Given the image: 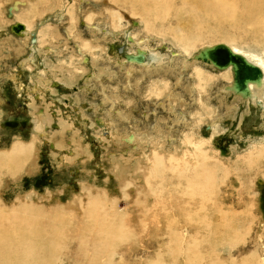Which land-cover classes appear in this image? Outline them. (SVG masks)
I'll return each mask as SVG.
<instances>
[{
  "label": "rangeland",
  "instance_id": "374dc122",
  "mask_svg": "<svg viewBox=\"0 0 264 264\" xmlns=\"http://www.w3.org/2000/svg\"><path fill=\"white\" fill-rule=\"evenodd\" d=\"M22 1L10 17L15 1L0 0V155L18 142L38 143L21 168L0 160V251L8 253L0 264H19L17 255L30 264H264V96L256 105L240 101L221 93L233 79L229 70L180 65L181 55L191 63L217 43L264 57L257 43L264 38H241L250 26L237 31L214 10L226 2L238 15L252 0H162L170 15L157 18L133 0ZM15 19L40 36L38 66L26 63L34 51L10 32ZM178 29L192 39L188 53L172 34ZM145 30L156 75L125 89L127 67L118 64L135 53L126 36ZM41 71L56 74V85H45ZM102 87L114 108L103 102ZM24 119L26 128L6 125ZM132 135L140 138L135 145L125 140ZM174 144L182 145L181 165L171 162ZM156 157L163 161L157 167Z\"/></svg>",
  "mask_w": 264,
  "mask_h": 264
},
{
  "label": "bare ground",
  "instance_id": "6f19581e",
  "mask_svg": "<svg viewBox=\"0 0 264 264\" xmlns=\"http://www.w3.org/2000/svg\"><path fill=\"white\" fill-rule=\"evenodd\" d=\"M15 1V4L14 5H12L13 7H11L9 10H10V17H16V15L18 14L17 12L20 10V8H21V6L23 7V6H25L26 5V2L25 1H16V0H14ZM79 1V0H78ZM77 1V2H78ZM85 1V0H84ZM86 1H89V0H86ZM113 2H115V3H118V2H120V3H122V1L123 2H126V0H112ZM134 2H135V4L134 5H137L138 7H139V10L141 11V12H143V13H153V14H155V15H153L154 17H156V16H159V15H170V10H171V6L170 5H165V4H163L162 3V0H133ZM183 1H188V2H193V3H198L199 2V0H183ZM86 3V2H85ZM77 4V3H76ZM80 5V4H79ZM81 6H82V4H81ZM24 8V7H23ZM22 9V8H21ZM33 9V8H32ZM81 9V8H80ZM244 9H245V13H244V11H242L240 14H238L237 15V12H236V10L234 9V10H230L229 9V6H228V4L226 3V2H223V3H220V4H218L215 8H214V10L216 11V13L217 14H219V20L218 21H221L222 23H224V24H228L230 27L232 26V28H234V29H238L237 31H239V30H243V29H248V26H250V28L248 29V31H249V33L248 32H245V31H240L243 35H241L240 37L241 38H244V37H246V36H251V37H253L254 39H255V41H257V38H264V0H252V4H248V1H246V3H244ZM33 10H35V8L33 9ZM76 10V9H75ZM79 10V9H78ZM22 11V10H21ZM207 12L209 11V7L207 8V10H206ZM30 12V11H29ZM17 13V14H16ZM21 13V12H20ZM32 14V13H31ZM34 14V13H33ZM119 14V13H118ZM18 16V15H17ZM29 16V15H28ZM157 18V17H156ZM64 19V18H63ZM120 19V18H119ZM17 20H20V18L18 17V19ZM16 19H15V24H13L11 27H10V32L12 33V34H14L15 36H17L18 37V39L20 38L21 40H26V42H27V48L29 49H31V51H32V53H33V51H34V54H33V58L31 59V60H29V61H26V63L28 62L29 64H33V63H35L37 66L39 65V61L37 60V58H39V55H37V53H39V50H38V48L36 47V44H38L37 42H38V38L37 37H40V36H37V34H36V32L35 31H32V28H30L31 27V25H29L28 23L27 24H25V23H23V22H18ZM163 20V19H162ZM17 21V22H16ZM21 21V20H20ZM23 21H24V19H23ZM84 21V20H83ZM85 23V22H84ZM100 23H101V21H100ZM99 23V24H100ZM104 23V21L102 22V24ZM145 24V23H144ZM87 25V24H86ZM88 25L91 27V28H93V30H95V29H97L98 31H100L101 32V30H103V33H105L104 31H108V30H110L109 28H101L99 25H94L92 22H88ZM101 25V24H100ZM140 25V23L138 24H136V26H139ZM100 27V28H99ZM120 27V26H119ZM118 27V28H119ZM148 27V26H147ZM88 29H89V27H87ZM148 29V28H147ZM91 30V29H90ZM92 30V31H93ZM123 30H124V28H123ZM122 30V34L124 35L125 34V32ZM143 30V29H142ZM111 31H113V30H111ZM109 32V33H111V35H114V33L116 34L117 32ZM41 32V31H40ZM43 32V31H42ZM90 32V31H89ZM136 32H139V31H136ZM144 32V34L143 35H145L144 37H143V35H136V34H134V33H131L130 35H128V36H126V39L134 46V48H135V53H132V54H125L124 55V61L123 62H121V64L119 63L118 65L119 66H121L122 68L125 66V67H127L126 68V75H125V80H126V83H125V89H128V88H131V87H133V86H135V87H137L136 85H138V83L141 81V80H144L146 77H148V74H150V75H153V76H155L153 73H154V71L152 70V69H150V63H149V57H150V51L152 50V46H151V43H150V40H151V35L150 34H148V30L146 31H143ZM145 32H147V33H145ZM90 33H92V32H90ZM97 33V32H96ZM107 33V32H106ZM127 33V32H126ZM140 33V32H139ZM154 33V32H153ZM178 33H179V29L178 30H172V34L173 35H175L176 36V40L179 42V43H181V44H183V48H184V51L186 52V53H188V51H187V47H189L190 45H191V43H192V39L190 38V37H185V36H183L182 34H179L178 35ZM41 34V33H40ZM44 34V33H43ZM99 34V33H98ZM67 35V34H66ZM71 35V34H70ZM102 35V34H101ZM94 36V35H93ZM103 36H104V34H103ZM106 34H105V38H106ZM174 36V37H175ZM94 37H96V36H94ZM99 37V36H98ZM101 37V36H100ZM113 37V36H112ZM45 37H43V39H44ZM104 38V37H103ZM114 38H115V36H114ZM155 39V38H154ZM32 40H33V43H31L32 42ZM161 41V40H160ZM21 42V41H20ZM23 42V41H22ZM25 42V41H24ZM23 42V43H24ZM157 42H159V40L157 41ZM22 43V44H23ZM255 43V42H254ZM258 44H259V46H262L263 47V52H264V42H262V41H258L257 42ZM26 44V43H25ZM39 44H41V42L39 43ZM38 44V45H39ZM48 44V43H47ZM78 44V43H77ZM162 44V43H161ZM131 45V46H132ZM257 45V44H256ZM76 46V45H75ZM228 46V45H227ZM39 47V46H38ZM83 47V46H82ZM81 46H78L77 47V49L80 51V53H79V58L77 59V61H78V63L79 62H81L82 64H84V63H88V61H89V58H88V56L85 54V52H84V49L82 48ZM85 47V46H84ZM181 47V48H182ZM206 47H212V46H205L204 48H202L198 53H196L194 56H193V59H194V61H192L191 63H189L185 58H184V56H182L181 55V62L183 63V64H180V65H189V66H192V67H197V64L198 63H201V64H204V65H206V66H209L210 68H212V69H214V70H216L217 72H225V71H230L232 74H233V67H232V65H229V66H227V67H224V68H218V67H216L215 65H213L211 62H209V61H204L203 59H201V51L203 50V49H205ZM230 47V46H229ZM231 48V50L233 51V52H235V53H237V54H239V55H241L242 57H244L249 63H251L252 65H254V66H256V67H258L259 69H260V71H261V76H260V78L259 79H254V80H248V82H247V84H246V91H239V90H237L236 89V87H235V84H234V80L232 79V81L230 80L229 82H228V84L227 85H225L224 87H222V92L221 93H224L225 95H232V97H235L236 99H240V101L242 100L243 102H249V101H253L254 103H255V105L257 104V103H259L258 102V100L260 99L261 100V98H262V96H264L263 94H264V57H263V54H261V55H259V54H251V53H248V52H246V51H244L243 49H241V48H238L237 46H232V47H230ZM261 48V47H260ZM47 49V48H46ZM50 49V48H49ZM53 50V49H52ZM77 50V51H78ZM183 50V49H182ZM45 51V50H44ZM55 51V50H54ZM41 52V51H40ZM46 52V51H45ZM53 52V51H52ZM57 52V51H56ZM88 52V51H87ZM31 53V54H32ZM44 53V52H43ZM50 53V52H49ZM55 53V52H54ZM179 53V52H178ZM177 53V54H178ZM182 53V52H181ZM180 53V54H181ZM42 54V53H41ZM40 54V55H41ZM179 54V55H180ZM43 55V54H42ZM179 55H177V56H179ZM51 56V55H50ZM57 57V56H56ZM65 57V56H64ZM63 57V58H64ZM68 58H69V56H67ZM58 58V57H57ZM62 58V57H61ZM67 58V59H68ZM74 59V58H73ZM28 60V59H27ZM63 60V59H62ZM70 60V59H69ZM170 60V59H169ZM173 60V59H172ZM59 61V60H58ZM167 61V60H166ZM176 61H178V60H176ZM180 61V60H179ZM25 62V61H24ZM66 62V61H65ZM69 62V61H68ZM72 62H73V60H72ZM61 63V62H60ZM59 63V64H60ZM71 63V62H70ZM74 63H76V62H74ZM77 63V64H78ZM168 63V62H167ZM170 63V62H169ZM24 64V63H23ZM68 64V65H67ZM66 65H67V67L68 66H70L69 65V63H67ZM177 64V63H176ZM34 65V64H33ZM63 65H65V64H63ZM85 65V64H84ZM117 65V64H116ZM162 66H166V69H163V70H166V72H168V73H174V72H176V68H173L172 66H170V65H167V64H161ZM179 65V66H180ZM27 66V65H26ZM129 66V67H128ZM161 66V67H162ZM182 66H180V67H182ZM22 67V66H21ZM135 67V68H134ZM156 67V66H155ZM158 67V66H157ZM160 67V68H161ZM177 67V66H176ZM23 68V67H22ZM27 68V67H26ZM121 68V69H122ZM184 67H182L181 69H183ZM189 68V67H188ZM198 68V67H197ZM125 68H123V70H124ZM187 69V68H186ZM199 69V68H198ZM198 69H195V71H197V75L200 77V76H202L203 74H202V71H200V70H198ZM145 70V71H144ZM157 69L155 68V71H156ZM161 70V69H160ZM185 70V69H184ZM188 70V69H187ZM45 71V70H44ZM44 71H41V72H43V74L40 76V78L39 79H41L42 81H43V83L45 84V85H47V86H49V85H51L52 86V84H54L55 83V81L57 80L56 78H55V75L56 74H53L54 72H53V70H52V72L53 73H51V75H49V73H45L44 74ZM47 71V70H46ZM57 71V70H56ZM77 71V70H76ZM194 71V70H193ZM194 71V72H195ZM40 72V73H41ZM124 72V71H123ZM189 73V72H188ZM229 72H227V74H228ZM39 74V73H38ZM182 74V76L184 75L183 73H181ZM192 75H193V73H192ZM166 76V75H165ZM172 76H174V75H172ZM179 76H181L180 75V73H179ZM137 77V78H136ZM167 77V76H166ZM189 77V76H188ZM11 78V77H10ZM165 78V77H164ZM176 78V77H175ZM182 78V77H181ZM181 78L180 79H178L177 81L178 82H180V80H181ZM186 78V77H185ZM197 78V77H196ZM203 78V77H202ZM204 78H205V76H204ZM203 78V79H204ZM149 79V78H148ZM177 79V78H176ZM151 80V79H150ZM168 80V79H167ZM184 80H186V79H184ZM200 80H201V78H200ZM94 81V80H93ZM187 81V80H186ZM206 81V80H205ZM54 82V83H53ZM177 82V83H178ZM199 82V81H198ZM151 83V82H150ZM180 83H182V82H180ZM179 83V84H180ZM197 83V82H196ZM201 83V82H200ZM204 83V82H203ZM164 84V83H163ZM167 84V83H166ZM192 84V83H191ZM165 85V84H164ZM165 86H167V85H165ZM185 86H187V85H185ZM185 86H184V88H185ZM202 86V85H201ZM50 87V86H49ZM179 87V86H178ZM191 86L189 85V88H190ZM33 88H35V90H36V92H37V89H39V86H37V84L36 85H34V87ZM103 88V87H102ZM101 88V89H102ZM149 88V87H148ZM189 88H187L186 87V90L187 89H189ZM196 88V87H195ZM19 89H20V87H19ZM165 89H167L166 87H165ZM193 89H194V87H193ZM200 89V88H199ZM40 90V89H39ZM19 91H21L22 92V89H20ZM189 91V90H188ZM34 92V91H33ZM35 92V93H36ZM102 92V94H104V97H105V94H106V97H105V99H103V102L104 103H110L111 104V106H112V108H114V105H115V101H114V96L112 97V96H110V95H107V93H105V88H103V90L101 91ZM166 92V91H165ZM197 92V91H196ZM196 92H194V93H196ZM43 93V92H42ZM154 93V92H153ZM189 94L191 93V92H188ZM193 93V94H194ZM155 94V93H154ZM157 94H158V92H157ZM165 94V93H164ZM152 95V94H151ZM166 95V94H165ZM173 95V94H172ZM195 95V94H194ZM194 95H192V96H194ZM37 96V95H36ZM164 96V95H163ZM168 96V95H167ZM171 96V95H170ZM170 96H168L167 97V100H165V101H167L168 103H171L172 102V100L174 99V97L172 98V97H170ZM218 96H219V94H218ZM103 97V98H104ZM157 97V96H156ZM155 97V98H156ZM216 97V96H215ZM220 97V96H219ZM224 97V96H223ZM151 98V97H150ZM154 98V99H155ZM165 98V97H164ZM191 98H193V97H191ZM218 98V97H217ZM216 98V99H217ZM224 99V98H223ZM151 100V99H150ZM163 100V99H162ZM263 101H264V99H263ZM163 102V104H165L164 103V101H162ZM220 102V101H219ZM151 103H153V102H151ZM157 103V102H156ZM156 103H154V104H156ZM177 103V102H176ZM176 103H175V105H176ZM221 103V102H220ZM219 103V104H220ZM261 103V102H260ZM172 104V103H171ZM238 104V103H237ZM236 104V105H237ZM165 105H167V104H165ZM170 105V104H169ZM173 105H174V102H173ZM181 106V105H180ZM223 106V105H222ZM227 106V105H226ZM171 108L172 106H168V108ZM225 107V106H224ZM162 108H167V107H163L162 106ZM167 108V110H170V109H168ZM174 108V107H173ZM176 108V107H175ZM230 108V107H229ZM232 108V107H231ZM230 108V109H231ZM239 108V107H238ZM238 108H236V109H238ZM235 109V110H236ZM166 110V109H165ZM179 110V109H178ZM171 111H172V108H171V110H170V112L169 113H171ZM226 112H227V110H225ZM173 112V111H172ZM174 112H177L176 114H178L179 115V113H178V111H174ZM232 112V111H231ZM119 113H121V112H119ZM235 114V113H234ZM124 115V114H123ZM171 115V114H170ZM121 116V115H120ZM172 116V115H171ZM170 116V117H171ZM179 116H181V115H179ZM232 116V115H231ZM175 117V116H174ZM185 117V116H184ZM149 118V117H148ZM182 119H183V117H181ZM181 118H179L178 120H177V125L178 124H180V123H184L183 121H184V119L182 120ZM232 118V117H231ZM173 119V118H172ZM186 119V118H185ZM46 118L44 117V116H41L40 117V115H39V123H41L42 124V129H44V130H46V125H45V123H46ZM125 120V119H124ZM171 120V119H170ZM187 120V119H186ZM217 120V119H216ZM219 120H221L220 119V117L218 118V121ZM27 121V120H26ZM161 121V120H160ZM168 121V120H167ZM174 121V120H173ZM182 121V122H181ZM98 122V124H99V126L100 127H104V124L102 123V122H100V121H97ZM169 122V121H168ZM187 121H185V123H186ZM213 122H214V120H213ZM212 122V123H213ZM27 123H28V121H27ZM27 123H26V125L25 126H21L20 124H18L17 126H15L16 128H20V127H22V128H26V127H28L29 125H27ZM159 123V122H158ZM175 123H176V121H175ZM29 124V123H28ZM163 124H165V122L163 123ZM188 124V123H187ZM186 124V125H187ZM7 125V124H6ZM175 125V124H174ZM190 125V124H189ZM192 125V124H191ZM8 127H10L9 125H7ZM168 126V125H167ZM184 126V125H183ZM14 127V128H15ZM172 127H174V126H172ZM185 127H187V126H185ZM193 127V126H192ZM192 127H190V128H192ZM11 129L13 128V127H10ZM155 128V127H154ZM168 128H169V126H168ZM173 130H174V128H172ZM172 130V131H173ZM180 130V129H179ZM192 130V129H191ZM33 131V130H32ZM153 131V130H152ZM181 131V130H180ZM34 132V131H33ZM154 133V132H153ZM170 133V132H169ZM37 134V133H36ZM45 134V133H44ZM41 136V135H40ZM178 136V135H177ZM150 138V137H149ZM173 138V137H172ZM42 139V138H41ZM45 139V138H44ZM34 140H35V142H33L32 144H22V143H20V142H18V143H16L15 145H13V147L10 149V150H8V151H6L4 154H1L0 155V160L1 159H3V160H6V159H8L6 162L7 163H11V162H13V164H15L14 165V168H21L22 167V164L24 163V161L25 160H27V159H29L32 155H33V153H34V151H35V148H36V144L38 143V139L37 138H34ZM126 140V142L128 143V144H130V145H135V144H137L139 141H140V138H136L135 137V135H132L131 136V138H128V139H125ZM187 140H189L188 142L191 144V145H194L197 149H199V147L198 146H196V144L195 143H193L190 139H189V137H188V139ZM127 143H125V144H127ZM181 143V142H180ZM182 144V143H181ZM175 145V144H174ZM173 147V146H172ZM181 147H182V145H175L174 146V149L176 150V155H174L172 158H171V162H172V160L174 161L175 160V163H177V165L179 164V165H181V163L180 162H177L178 160H177V158H178V156H179V150L181 149ZM202 149V148H201ZM200 149V150H201ZM197 151H199V150H197ZM201 152V151H200ZM145 155V154H144ZM115 157V156H114ZM113 157V158H114ZM4 158H6V159H4ZM116 158V157H115ZM117 161V160H116ZM113 162V161H112ZM120 162V161H119ZM182 162V161H181ZM119 164H121V163H119ZM161 164H163V161L159 158V157H156V161H155V163H154V165L157 167V166H159V165H161ZM186 164V167L187 166H189V163H187V161L185 162L184 161V165ZM135 167H138V165L137 166H135ZM180 167V166H179ZM13 168V169H14ZM175 169V168H174ZM126 171H127V169H126ZM141 171H143L142 169H141ZM132 172V171H131ZM138 173V172H137ZM125 174V173H124ZM128 175V174H127ZM135 176V175H134ZM136 177V176H135ZM127 179V178H126ZM144 179V178H143ZM146 179V178H145ZM188 179V178H187ZM123 180V179H122ZM191 180V179H190ZM123 181H125V180H123ZM189 181V180H188ZM261 181H263V180H261ZM264 182V181H263ZM124 185V184H123ZM201 186H205V185H203V184H201ZM201 186L199 187L200 189H202L201 188ZM205 189V188H204ZM11 223H12V221H10ZM13 223H17V222H15V221H13ZM1 231H3V230H1ZM17 234H19V233H16V235ZM25 235L27 236L28 235V233H25ZM3 251V250H2ZM0 251V255L1 256H6L8 253L7 252H5V251ZM68 255H70V254H68ZM23 257L21 258V257H19L18 255L16 256L17 257V259H19L20 260V262H19V264H30L29 263V260H24L25 259V257H24V255H22ZM71 256V255H70ZM66 258V257H65ZM68 258V257H67ZM6 259L7 258H5V260H4V264H8V262H6ZM69 259V258H68ZM3 260V259H2ZM2 260H0V262L2 261ZM15 260H16V258H15ZM14 260V261H15ZM18 261V260H17Z\"/></svg>",
  "mask_w": 264,
  "mask_h": 264
},
{
  "label": "water",
  "instance_id": "95a60500",
  "mask_svg": "<svg viewBox=\"0 0 264 264\" xmlns=\"http://www.w3.org/2000/svg\"><path fill=\"white\" fill-rule=\"evenodd\" d=\"M201 59L209 61L218 68H224L229 65L233 67V80L237 90L246 91L248 80L259 79L261 71L258 67L249 63L244 57L233 52L229 46L224 43H217L212 47H206L201 51ZM27 121L11 120L7 125L15 127L18 124L25 126Z\"/></svg>",
  "mask_w": 264,
  "mask_h": 264
},
{
  "label": "crops",
  "instance_id": "0c3cea01",
  "mask_svg": "<svg viewBox=\"0 0 264 264\" xmlns=\"http://www.w3.org/2000/svg\"><path fill=\"white\" fill-rule=\"evenodd\" d=\"M56 84L54 83V84H52V86H55Z\"/></svg>",
  "mask_w": 264,
  "mask_h": 264
},
{
  "label": "flooded vegetation",
  "instance_id": "af4514ba",
  "mask_svg": "<svg viewBox=\"0 0 264 264\" xmlns=\"http://www.w3.org/2000/svg\"><path fill=\"white\" fill-rule=\"evenodd\" d=\"M31 43H33V40H32V42ZM21 96V95H20ZM235 98V97H234ZM95 122H97V121H95Z\"/></svg>",
  "mask_w": 264,
  "mask_h": 264
}]
</instances>
